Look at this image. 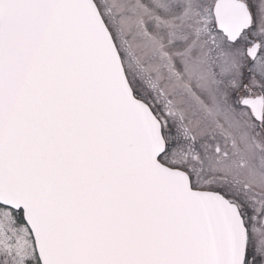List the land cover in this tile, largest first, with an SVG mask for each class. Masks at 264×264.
Returning a JSON list of instances; mask_svg holds the SVG:
<instances>
[{"label": "snow or ice", "instance_id": "1", "mask_svg": "<svg viewBox=\"0 0 264 264\" xmlns=\"http://www.w3.org/2000/svg\"><path fill=\"white\" fill-rule=\"evenodd\" d=\"M0 264H264V0H0Z\"/></svg>", "mask_w": 264, "mask_h": 264}]
</instances>
